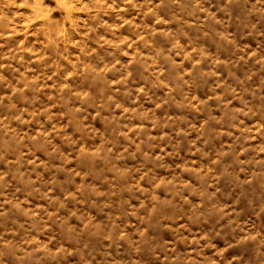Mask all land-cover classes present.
I'll return each mask as SVG.
<instances>
[{
  "label": "rangeland",
  "instance_id": "374dc122",
  "mask_svg": "<svg viewBox=\"0 0 264 264\" xmlns=\"http://www.w3.org/2000/svg\"><path fill=\"white\" fill-rule=\"evenodd\" d=\"M61 4L0 0V260L236 264L264 234V13Z\"/></svg>",
  "mask_w": 264,
  "mask_h": 264
},
{
  "label": "clouds",
  "instance_id": "9594fccd",
  "mask_svg": "<svg viewBox=\"0 0 264 264\" xmlns=\"http://www.w3.org/2000/svg\"><path fill=\"white\" fill-rule=\"evenodd\" d=\"M174 4H179V0H172ZM233 2H237V0H226V3L231 4ZM240 4L247 9L248 13L252 12H259L264 13V0H238ZM48 4L52 5L53 8H60L62 7L61 0H48ZM5 9L11 8V3H7L4 5ZM47 7V5H45ZM52 9H49L51 11ZM159 164V161H157ZM259 187L261 189L259 195H264V181L260 182ZM182 194V193H181ZM181 203L177 201V204ZM188 208L185 209L184 212H180L178 209L177 211L173 212L172 208L166 207L162 204H158L154 210L153 215L156 217L158 221L161 222V226L163 227V222L167 220L174 219L177 215L187 214ZM146 226L151 227L150 224ZM151 238L147 237L146 235H142L132 239L131 236L125 237V240L130 241L131 252H138L141 248L148 244ZM184 240L186 243V238H183L182 233L177 235V242ZM247 241L249 242L248 246L245 247L244 253H242V258L238 259L236 264H264V234H260L257 236L249 235L247 237ZM195 244H199V240L194 242ZM184 261L183 256H174L173 257V264H181ZM0 264H4L3 260H0ZM129 264H132L131 259L129 260ZM187 264V262H185Z\"/></svg>",
  "mask_w": 264,
  "mask_h": 264
}]
</instances>
